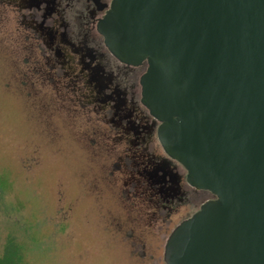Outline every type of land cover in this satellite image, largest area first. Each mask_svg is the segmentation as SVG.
Wrapping results in <instances>:
<instances>
[{
    "label": "water",
    "instance_id": "obj_1",
    "mask_svg": "<svg viewBox=\"0 0 264 264\" xmlns=\"http://www.w3.org/2000/svg\"><path fill=\"white\" fill-rule=\"evenodd\" d=\"M99 32L120 62L146 63L163 151L215 197L164 263L264 264V0H111Z\"/></svg>",
    "mask_w": 264,
    "mask_h": 264
},
{
    "label": "rangeland",
    "instance_id": "obj_2",
    "mask_svg": "<svg viewBox=\"0 0 264 264\" xmlns=\"http://www.w3.org/2000/svg\"><path fill=\"white\" fill-rule=\"evenodd\" d=\"M9 19L0 38V254L16 231L29 264H165L167 238L194 210L180 208L168 224L149 218L110 127L79 88L49 77L28 40L22 49Z\"/></svg>",
    "mask_w": 264,
    "mask_h": 264
},
{
    "label": "flooded vegetation",
    "instance_id": "obj_3",
    "mask_svg": "<svg viewBox=\"0 0 264 264\" xmlns=\"http://www.w3.org/2000/svg\"><path fill=\"white\" fill-rule=\"evenodd\" d=\"M110 6L111 0H0V38L8 32L11 15L22 49L28 40L40 55L37 64L43 59L49 65V77L57 72L79 88L110 127L109 135L125 152L121 166L133 195L149 218L167 221L188 206L194 211L186 220L215 197L192 187L184 168L163 151L159 123L142 103L140 81L146 63L120 62L99 32Z\"/></svg>",
    "mask_w": 264,
    "mask_h": 264
},
{
    "label": "trees",
    "instance_id": "obj_4",
    "mask_svg": "<svg viewBox=\"0 0 264 264\" xmlns=\"http://www.w3.org/2000/svg\"><path fill=\"white\" fill-rule=\"evenodd\" d=\"M24 240L16 231L8 233L2 246L0 264H29L27 261L28 245Z\"/></svg>",
    "mask_w": 264,
    "mask_h": 264
}]
</instances>
